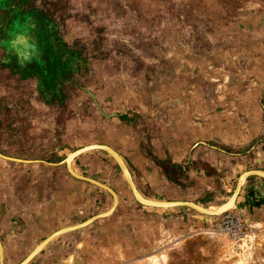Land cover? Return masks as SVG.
<instances>
[{"label": "rangeland", "instance_id": "obj_1", "mask_svg": "<svg viewBox=\"0 0 264 264\" xmlns=\"http://www.w3.org/2000/svg\"><path fill=\"white\" fill-rule=\"evenodd\" d=\"M128 6L134 7L135 17L118 20L128 23L114 32L94 17L65 20L67 25L55 19L65 29L59 27L55 40L46 31L39 36L48 44L40 47L42 59L25 66L0 47V153L53 160L83 145L111 142L147 197L187 200L207 209L223 206L230 202L239 173L264 168V0H131ZM8 21L7 28L13 16ZM3 39L7 33L0 35ZM62 39L76 52L71 59L57 50ZM228 44L234 50L229 61L221 62L229 53L221 49ZM255 54L262 62H246ZM194 55H207L208 62L183 70L184 77L193 74L188 77L193 96L181 95V104L172 107L173 101L161 103L153 94L146 113L144 62H191ZM148 69L153 78L159 70L156 78L162 80L169 68ZM185 106L193 114L196 108L209 112H178ZM132 140L144 161L131 155L127 146ZM97 150L111 169L101 162L96 174L102 180H96L117 194L114 210L66 238L55 241L59 234H54L26 264H264V207L254 194L250 199L245 194L246 185L264 190L256 175L239 183L242 195L219 214H201L185 205L145 206L134 200L112 155ZM171 158L180 160L174 168L165 161ZM68 162L71 169V156ZM46 166L0 156L3 264H18L48 233L112 205V196L98 186L73 215L65 203L39 202L44 197L31 191L30 173L50 170ZM54 170L65 168L60 164ZM223 212L241 220L238 238L231 235Z\"/></svg>", "mask_w": 264, "mask_h": 264}, {"label": "crops", "instance_id": "obj_2", "mask_svg": "<svg viewBox=\"0 0 264 264\" xmlns=\"http://www.w3.org/2000/svg\"><path fill=\"white\" fill-rule=\"evenodd\" d=\"M4 1V0H3ZM124 2H119L115 0H63V10H61V5L60 0H5L2 5H0V35H4L7 33V26H9V19H13L14 21L20 20L21 22L23 21L24 17H31L35 20L36 22V29L32 33L33 37L39 42L40 47H46L48 44H45L43 40L40 39L39 36L44 35L45 31L48 33L50 36H54L55 34L58 35V32H60V28L66 27L67 23L65 20H71V19H76L78 22L81 19H87V17L90 18H96V19H102L105 20L106 25L109 27L110 32H114V30L117 31V28L121 27L125 23H128L127 21L125 23H117L118 20L120 19H129L131 20L132 18L135 17V10L134 7L131 6L129 8L128 3H130L131 0H123ZM128 3H127V2ZM46 2V3H45ZM167 2V0H165ZM177 2V1H176ZM43 3L47 5V8L43 7ZM117 3L122 6L121 9H117ZM74 4V8L71 7V5ZM120 7V6H118ZM61 10V11H60ZM122 11V12H121ZM53 12V13H52ZM13 13V15H12ZM59 13V14H58ZM87 13V16H86ZM166 18H173L170 14H167L165 16ZM62 18L64 20V23L66 25L62 24L60 26L58 22H56L55 19ZM176 18V17H174ZM37 20V21H36ZM45 24V25H44ZM43 25V26H42ZM60 27V28H59ZM65 29V28H64ZM67 33V32H66ZM62 44V49H63V54L65 55V51H71V47L68 46L66 47L64 45V39L61 40ZM46 45V46H45ZM45 49V48H44ZM222 51H233L234 47L232 44H228L226 47H223L221 49ZM78 51V50H77ZM241 51V49L239 50ZM244 54L246 53V49L242 50ZM220 58V56H218ZM207 55H203L201 58H198L197 55H194L191 59V62H144L146 64V74H148V79H146V113H148V109L151 108V105L148 103L151 99V97L156 95V97L160 100L161 103L164 101H173L171 102V106L173 107L178 104H181V101L178 100L181 95H184L186 97H191L190 92L193 91V85L190 79L188 80V77L192 76V72L190 71V74L188 76L184 77L183 70L186 66L191 65V68H195L203 64L204 62H208ZM223 60L221 62H227L230 59V52L227 54H224L223 57H221ZM260 57L255 54L253 58H249L246 62H262ZM40 58L39 60H41ZM177 61V60H176ZM148 67H159V69L166 70L165 68L168 67V72L164 73V79H160V77L156 78V74L160 73L159 70H155V76L154 78L151 76L152 71L148 69ZM149 72V73H148ZM151 76V77H150ZM214 79H216L214 77ZM134 81V80H132ZM186 81V82H184ZM156 85V86H155ZM153 87V88H152ZM152 88V89H150ZM128 90H130V87H127ZM156 89V90H155ZM107 90V89H106ZM111 90V88L109 89ZM126 90V88H125ZM155 92H154V91ZM134 91V90H133ZM132 91V93H133ZM131 95V94H130ZM134 96H137V93L132 94ZM176 99L177 101L173 100ZM187 102V98H185ZM186 111V106L185 108H182L178 112H181L182 114H185ZM194 112L197 113H192V115L196 114H204L205 112L208 114L209 109H201L198 111V109H194ZM186 112L190 113L189 110ZM190 113V114H191ZM119 115V114H118ZM116 116V115H114ZM210 129V128H209ZM258 129V128H257ZM197 136L191 137L195 138ZM185 138H183V144L186 143ZM127 142V141H126ZM195 142V141H194ZM193 142V143H194ZM127 148L129 151L132 152V156L134 158H137L136 160L144 161V158L141 157V155L136 154L135 151V142H129L128 141ZM109 146L116 151V153L122 158L126 165L125 158L123 157L122 153L114 147L113 143H109ZM192 146H196V144H192ZM132 147V148H131ZM134 151V152H133ZM58 152H61V150H58ZM98 150L97 148H92L90 150H83L80 153L76 154L72 158L71 162V170L75 172L78 175L81 176H86L90 177L92 179H101L100 177L97 176L96 172L98 171V167L101 166V162L105 163L107 167L111 169L109 164L105 161H102V157H100L97 154ZM1 157L8 158V159H13V160H19L21 162H26V163H33V162H42L43 164L47 165L46 167H50V170H47L45 172H39V171H34L30 173L31 176V185L30 188L32 189L31 191H35L36 193H39L40 195H43L44 199H38L39 202H44L45 200L47 203H50L51 201L53 203L58 202L62 204H67V206L70 208V214L74 211V208L78 210L79 208L77 207L79 203H84L87 201V196L89 194H95L96 193V185H94L91 182L85 181L80 178H76L72 176L71 174L68 173L65 163H64V157L63 158H54L53 160H39V159H22L18 157H11V156H5L0 153ZM110 156V155H109ZM111 157V156H110ZM39 160V161H38ZM130 161V160H129ZM175 161V162H174ZM180 160L177 158H171V162L178 163ZM147 162V159H146ZM62 164L65 168V171H58L54 170L55 168H58L59 165ZM111 165L113 164L112 162L110 163ZM50 165V166H48ZM117 165V164H116ZM127 166V165H126ZM70 167V166H69ZM257 170H264V168H258ZM130 174V173H129ZM249 177V176H246ZM257 179L262 181L261 185L264 184V178L256 176ZM46 180L45 185H40L41 182H44ZM51 180V183H50ZM102 180V179H101ZM45 183V182H44ZM249 183V182H247ZM136 188V185H135ZM141 195L149 200L156 202L158 200L147 197L144 195V193L141 191L140 188H136ZM246 199H250V197L254 194L255 199L259 200L260 206L264 207V190L263 189H257L253 190L251 185H246ZM242 188H239L238 194L236 196V199H239L240 196L242 195ZM97 195V194H96ZM239 195V196H238ZM92 196V195H90ZM117 196V194H116ZM134 198V197H133ZM97 199V196L93 197L94 204L97 202L95 201ZM235 199V201H237ZM135 200V198H134ZM55 201V202H54ZM136 201V200H135ZM140 205H144L136 201ZM112 203V201H111ZM117 203H118V198H117ZM56 204V203H55ZM111 205V204H110ZM145 206H150V205H145ZM110 207V206H109ZM153 207V206H152ZM171 207V206H167ZM34 210V209H33ZM83 212L86 209H82ZM75 212V211H74ZM66 214H68L66 212ZM73 215V214H71ZM68 218L70 219L72 216L67 215ZM85 220V219H84ZM83 221V220H82ZM81 222V221H80ZM79 223V222H78ZM12 224V223H11ZM76 223H72V225H75ZM59 229V228H58ZM81 228L63 232L59 234L58 236H55L53 239L56 241L58 237L60 239L66 238L67 235H72L76 231H80ZM52 233V232H51ZM77 233V232H76ZM22 234V233H20ZM50 233H48L49 235ZM64 235V236H63ZM63 237V238H62ZM90 238H94L92 236H89ZM95 239V238H94ZM108 238L106 237H101L100 241L104 242ZM112 239H115V236H112ZM3 242V241H2ZM70 242L67 240V243ZM52 243V242H51ZM47 244V243H46ZM45 244V245H46ZM72 254H68L66 257L71 259ZM82 258V256H81Z\"/></svg>", "mask_w": 264, "mask_h": 264}, {"label": "water", "instance_id": "obj_3", "mask_svg": "<svg viewBox=\"0 0 264 264\" xmlns=\"http://www.w3.org/2000/svg\"><path fill=\"white\" fill-rule=\"evenodd\" d=\"M91 147V148H101L103 150H105L107 153H108V149L112 150L113 152L116 153V151H114L110 146L106 145V144H99V143H91V144H87V145H83L75 150H73L72 152L68 153L65 157H64V163H65V166H66V169L68 171L69 174H71L72 176L76 177V178H80V179H83L85 181H88V182H91L93 183L94 185L102 188L103 190L107 191L111 196H112V205H110V207L103 213H98V214H94L92 215L91 217L79 222L78 224H75V225H72V226H65V227H61L57 230H55L54 232L50 233L49 235L45 236L41 241H39L36 246L34 247V249L32 251H30L18 264H26L29 260L32 259V257L49 241L50 237L53 236L54 234H60V233H63V232H67V231H71V230H74V229H77V228H80L84 225H86V223L88 221H90L91 219H95V218H99V217H103V216H106V215H109L110 213H112V211L114 210L116 204H117V196L115 194V192L107 185L95 180V179H92L90 177H86V176H81V175H78L76 174L75 172H73L68 164H67V157L68 155H70L71 157L75 156L76 154L80 153L81 151L85 150L86 147ZM117 154V153H116ZM118 155V154H117ZM119 156V155H118ZM112 157V156H111ZM120 157V156H119ZM113 158V157H112ZM121 158V157H120ZM122 159V158H121ZM113 160L115 161V159L113 158ZM124 162V161H123ZM116 163V161H115ZM117 164V163H116ZM125 164V163H124ZM118 166V164H117ZM119 167V166H118ZM126 167V165H125ZM120 168V167H119ZM120 171L122 172V174L125 176V179H126V182H127V185L133 195V197L135 198L136 201H138L134 195V191H135V185L130 177V174H129V171L126 167V174H124L123 170L120 168ZM244 172V171H243ZM245 172H248V174L246 176H249V175H256V176H259V177H263L264 178V175H261L257 172V169H249V170H245ZM240 173L239 175L237 176V179L235 181V184H234V187H233V190H232V193L230 195L229 198H231L229 204L231 203H234V200L238 194V191H239V188H240V185L238 184V181H239V177H240ZM228 198V199H229ZM147 200V199H146ZM149 201V200H147ZM227 201V200H226ZM139 203L141 204H144V205H150V206H174V205H185L195 211H197L198 213H201V214H208V215H211V214H217L216 212H213V213H210V212H206V211H203V210H200L197 208V204L193 203L192 201H187V200H171V201H156V202H153L151 201L152 203H147V202H142V201H138ZM105 213V214H104ZM0 264H3L2 263V247H1V244H0Z\"/></svg>", "mask_w": 264, "mask_h": 264}, {"label": "clouds", "instance_id": "obj_4", "mask_svg": "<svg viewBox=\"0 0 264 264\" xmlns=\"http://www.w3.org/2000/svg\"><path fill=\"white\" fill-rule=\"evenodd\" d=\"M35 29V20L26 16L22 22L14 21L7 29V39L0 40V47L6 49L8 56L14 57L20 66L39 60L42 56L39 42L32 35Z\"/></svg>", "mask_w": 264, "mask_h": 264}, {"label": "bare ground", "instance_id": "obj_5", "mask_svg": "<svg viewBox=\"0 0 264 264\" xmlns=\"http://www.w3.org/2000/svg\"><path fill=\"white\" fill-rule=\"evenodd\" d=\"M87 149H91V147L89 146V147H86L85 148V150H87ZM108 151V153L109 154H111L112 155V157L115 159V161H116V163L118 164V166L123 170V172H124V174H126L125 172H126V167H125V164H124V162H123V160L115 153V152H113L112 150H110V149H108L107 150ZM68 157H70V155H68ZM68 157H67V164L69 163L68 162ZM73 159V158H72ZM70 160V159H69ZM70 165V164H69ZM70 168V167H69ZM257 172L259 173V174H261V175H264V170H257ZM248 174V172H242L241 173V175H240V177H239V180L240 181H238V184L240 183L241 184V182L243 181V179L246 177V175ZM239 184V185H240ZM137 189H135V191L133 192L134 193V195H135V197H136V199L138 200V201H142V202H147V203H152L151 201H147L146 199H144V198H142L140 195H139V193H138V191H136ZM229 200H231V198H229ZM229 200H228V202H229ZM224 204V203H223ZM230 205H233V203L231 204L230 203ZM230 205H229V203H227V204H224L223 206H221L220 205V207H218V208H215V209H207V208H205V207H203V206H201V205H199V204H197V208L198 209H200V210H203V211H206V212H210V213H213V212H216L217 214H219V212H221L222 210H224V209H226L227 207H230ZM214 216V215H213ZM89 223V222H88ZM55 236V235H54Z\"/></svg>", "mask_w": 264, "mask_h": 264}, {"label": "built area", "instance_id": "obj_6", "mask_svg": "<svg viewBox=\"0 0 264 264\" xmlns=\"http://www.w3.org/2000/svg\"><path fill=\"white\" fill-rule=\"evenodd\" d=\"M223 217H226V222L229 224L230 228V232L231 235L236 238H238L239 236H241L243 234L242 229H244V226L241 222V220L239 219V217H236L232 214H230V212H223L221 213ZM213 227H215L216 229H220L221 228V224H214ZM212 227V228H213ZM213 231V230H210Z\"/></svg>", "mask_w": 264, "mask_h": 264}, {"label": "trees", "instance_id": "obj_7", "mask_svg": "<svg viewBox=\"0 0 264 264\" xmlns=\"http://www.w3.org/2000/svg\"><path fill=\"white\" fill-rule=\"evenodd\" d=\"M56 38H55V36H54V40H55ZM59 44V49L57 48V50H60V52L62 53L63 52V49H62V44H60V43H58ZM63 54V53H62ZM74 54H76V52L75 51H73V50H71V51H65V55H63L64 57L66 56V57H68L67 59H71V57H72V55L74 56ZM69 68V67H68ZM58 73H63V71L62 70H60V69H58V71H57ZM56 96V95H55ZM166 162H168V165H169V168H171V167H175L176 166V164L175 163H173V162H170V161H168V160H165ZM163 173H165L166 175L167 174H169V172H168V170H166L165 168L163 169Z\"/></svg>", "mask_w": 264, "mask_h": 264}]
</instances>
